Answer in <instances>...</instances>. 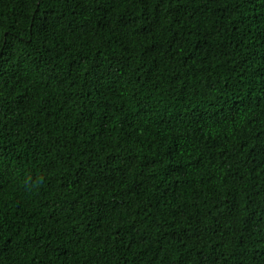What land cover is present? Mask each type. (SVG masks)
I'll list each match as a JSON object with an SVG mask.
<instances>
[{"label": "trees", "instance_id": "trees-1", "mask_svg": "<svg viewBox=\"0 0 264 264\" xmlns=\"http://www.w3.org/2000/svg\"><path fill=\"white\" fill-rule=\"evenodd\" d=\"M0 264H264V0H0Z\"/></svg>", "mask_w": 264, "mask_h": 264}]
</instances>
